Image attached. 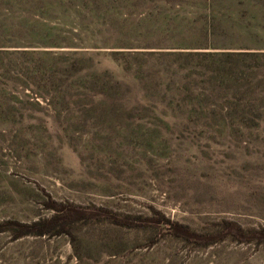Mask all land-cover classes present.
Masks as SVG:
<instances>
[{
    "label": "rangeland",
    "instance_id": "rangeland-1",
    "mask_svg": "<svg viewBox=\"0 0 264 264\" xmlns=\"http://www.w3.org/2000/svg\"><path fill=\"white\" fill-rule=\"evenodd\" d=\"M52 206L0 264H264V0H0V224Z\"/></svg>",
    "mask_w": 264,
    "mask_h": 264
},
{
    "label": "trees",
    "instance_id": "trees-1",
    "mask_svg": "<svg viewBox=\"0 0 264 264\" xmlns=\"http://www.w3.org/2000/svg\"><path fill=\"white\" fill-rule=\"evenodd\" d=\"M53 205V204H52ZM51 208V207H50ZM55 211V214L48 220H44L41 222H35L33 224H21V223H14V222H6L0 224V233L3 232H15V238H20L23 236L34 235V236H61V235H69V224H67V218L69 215H72L73 211H68L67 209L65 212L61 210H56V206H52ZM59 213H62L63 218L60 217Z\"/></svg>",
    "mask_w": 264,
    "mask_h": 264
}]
</instances>
